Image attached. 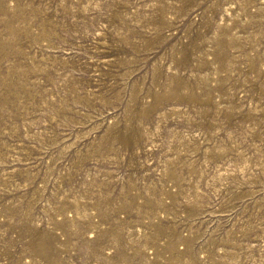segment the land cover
<instances>
[{"label": "rangeland", "instance_id": "1", "mask_svg": "<svg viewBox=\"0 0 264 264\" xmlns=\"http://www.w3.org/2000/svg\"><path fill=\"white\" fill-rule=\"evenodd\" d=\"M0 264H264V0H0Z\"/></svg>", "mask_w": 264, "mask_h": 264}]
</instances>
